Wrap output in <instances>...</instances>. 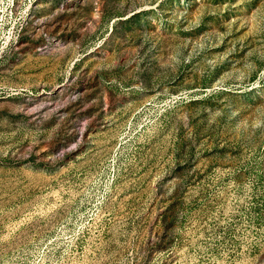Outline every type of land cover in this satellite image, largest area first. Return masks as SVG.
Wrapping results in <instances>:
<instances>
[{"label":"rangeland","instance_id":"1","mask_svg":"<svg viewBox=\"0 0 264 264\" xmlns=\"http://www.w3.org/2000/svg\"><path fill=\"white\" fill-rule=\"evenodd\" d=\"M0 264H264V0H0Z\"/></svg>","mask_w":264,"mask_h":264}]
</instances>
